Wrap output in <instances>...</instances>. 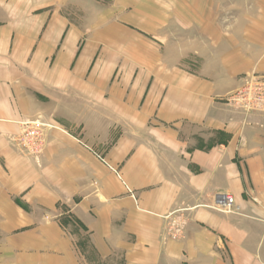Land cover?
I'll return each instance as SVG.
<instances>
[{
    "label": "crops",
    "instance_id": "0c3cea01",
    "mask_svg": "<svg viewBox=\"0 0 264 264\" xmlns=\"http://www.w3.org/2000/svg\"><path fill=\"white\" fill-rule=\"evenodd\" d=\"M80 1L0 0V264H264V114L250 115L242 135L220 108L209 119L207 89L144 105L129 75L120 90L97 74L91 46L134 45L124 39L133 33L110 24L101 41L93 27L81 43L69 11ZM97 104L123 114V141L107 160L123 159L138 204L79 142L94 148ZM37 117L57 126L39 167L17 143L21 123ZM219 195L233 199L232 213L215 209ZM171 214L183 216L179 240L164 230Z\"/></svg>",
    "mask_w": 264,
    "mask_h": 264
},
{
    "label": "rangeland",
    "instance_id": "374dc122",
    "mask_svg": "<svg viewBox=\"0 0 264 264\" xmlns=\"http://www.w3.org/2000/svg\"><path fill=\"white\" fill-rule=\"evenodd\" d=\"M70 10V20L81 32V43L89 36L88 28L95 27V35L101 41L100 31L107 25L123 22L131 30L133 34H125L124 39L134 45L91 46L95 49L97 74H110L113 83L120 84V90L125 74L129 75L130 91L134 98L142 94L144 105L153 97L154 102L162 103L169 95L181 102L189 96L184 91L207 89L212 102L207 112L209 119L215 118V110L220 108L218 115L222 112L226 125L240 127L241 134L250 115L264 114V0H81ZM88 46L79 45V52ZM194 101L199 106L200 98H192L193 106ZM100 105L96 106L94 130L89 131L91 140H95L94 148L87 145L85 135L78 138L79 142L107 167L112 176L108 184L123 187L125 195L138 204L136 191L123 177V159L117 165L107 160V155L123 141V114L107 115ZM38 119L21 123L17 143L20 151L39 167L46 132L57 126L42 119L49 126L41 128L40 151H31L21 140L22 124ZM157 122L154 116L149 117L147 124L151 128ZM79 124L87 129L86 123ZM188 125V132L193 133L194 125ZM147 137L153 138L145 135L144 139ZM88 184L100 198L99 180L88 178ZM172 215L165 217L164 230L179 240L183 216L174 220Z\"/></svg>",
    "mask_w": 264,
    "mask_h": 264
},
{
    "label": "built area",
    "instance_id": "2783aa9c",
    "mask_svg": "<svg viewBox=\"0 0 264 264\" xmlns=\"http://www.w3.org/2000/svg\"><path fill=\"white\" fill-rule=\"evenodd\" d=\"M22 126L23 134L21 140L24 141L23 145H28L31 151H34L35 149H37L35 150L36 152L40 151V147L42 146V134L40 133L42 132L41 128L48 127L49 125H47L42 118H40L33 122H26L22 124ZM29 126L31 128L36 127V129L30 131ZM215 209L224 213H232L235 210L233 199L229 195L217 196Z\"/></svg>",
    "mask_w": 264,
    "mask_h": 264
}]
</instances>
